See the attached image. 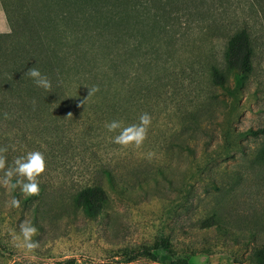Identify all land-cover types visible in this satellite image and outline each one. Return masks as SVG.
I'll return each mask as SVG.
<instances>
[{
  "label": "rangeland",
  "instance_id": "374dc122",
  "mask_svg": "<svg viewBox=\"0 0 264 264\" xmlns=\"http://www.w3.org/2000/svg\"><path fill=\"white\" fill-rule=\"evenodd\" d=\"M2 1L16 34L0 39V64L30 56L54 81L55 71H44L46 52H66L115 77L108 89L121 100L89 103L83 81L87 103H9L17 86L0 82L8 164L38 150L47 165L44 194L30 201L0 186V264H264V0H159L150 8L132 0ZM36 26L45 44L33 41ZM243 30L251 69L242 85L230 77L222 88L212 68L226 71L228 42ZM31 88L32 98L41 97L32 79ZM142 113L152 117L147 140L121 150L105 123L127 126ZM93 185L108 195L106 214L95 219L73 204L79 189ZM12 197L19 208L6 207ZM25 221L38 229L34 252L13 243Z\"/></svg>",
  "mask_w": 264,
  "mask_h": 264
},
{
  "label": "trees",
  "instance_id": "16d2710c",
  "mask_svg": "<svg viewBox=\"0 0 264 264\" xmlns=\"http://www.w3.org/2000/svg\"><path fill=\"white\" fill-rule=\"evenodd\" d=\"M132 1L133 2L137 1L140 5L142 4L144 6H146L145 4L148 2L147 7L150 8L151 6L150 4H154L159 0H132ZM61 2H64V0H61ZM73 2H75V0H73ZM77 3L78 1H76L73 4H77ZM6 15L10 24V32L0 34V39H5V38L11 39L14 38L16 34V28L13 25V22L9 17V15L7 14V12ZM58 28L61 27L59 26ZM35 30L37 35L36 36L33 35V41L35 40L37 43L45 44L46 41L44 40L45 36L42 33V28L39 29V27L36 26ZM103 30H105L107 34L110 33L109 43L115 41L114 38L115 36L111 32H109L108 26L104 27ZM78 34L79 33L76 32L77 38L79 37ZM76 36H74L75 39ZM63 37L66 38V36ZM63 37L58 38L57 40V43L60 46L61 51L64 49V45H65V39ZM48 52H46L47 59L50 57V61L48 62L47 66L44 68V71L45 72H48L50 70L55 71L54 81H51L52 90L51 92L42 90L41 97L39 98L35 97L36 99L32 98L33 97L32 91L34 89L31 88V78H29L25 74L24 76H22L20 69L23 67L26 71L32 66L33 67L35 66L39 69L41 65H45L44 63L41 64L39 63L38 59H34L30 56L22 57L20 55L15 54V55H11L12 57L9 58V61L0 64L1 84L3 83L5 85H10L11 87L17 86V88H12V91L10 92V97L8 98L9 103H16L21 98H26V97L28 98L30 97L31 99L36 100V102L33 103H53L54 100L58 98H60L61 100L62 97H65L61 101L62 103H87L84 94L80 92L82 90H79L84 86L82 85L83 81L86 82L90 86V88L93 87L99 88V91L96 92L94 95H92V99L89 101V103L120 102L121 99H120V95L118 94V90H111L115 88V85L113 83L116 79L115 77H111V76L108 78L104 69L103 71L91 70L89 66L78 63L77 61L79 60H77L76 57L72 59L70 57V54H66V52L54 53L53 55L49 51V49ZM252 55H253V49L251 47V40L249 33L246 30L236 33L229 40L228 46L226 47L225 50L224 64L226 71L220 69L219 67H213L212 68L213 81L222 88H227L228 87L227 81L230 77H232L235 86L242 85L245 77L247 76V74L251 69ZM78 66H80V68ZM83 77L84 79H82ZM18 85L20 86L18 87ZM55 86L56 88L53 89V87ZM96 94L101 96V100L95 99L94 96ZM94 110L96 114H99L102 111V106L96 105L94 106ZM247 132L254 133L252 130H247ZM105 173L112 187H115L113 174L108 171H105ZM40 194L43 195L44 193L40 191ZM30 199L31 197L25 198L26 201H30ZM107 202H108V195L106 191L104 190V188L98 185L84 186L81 189H79L73 197L75 212H81L82 214L92 219L98 218L100 216L102 217L106 214L107 211L105 210L104 206L107 204Z\"/></svg>",
  "mask_w": 264,
  "mask_h": 264
},
{
  "label": "clouds",
  "instance_id": "9594fccd",
  "mask_svg": "<svg viewBox=\"0 0 264 264\" xmlns=\"http://www.w3.org/2000/svg\"><path fill=\"white\" fill-rule=\"evenodd\" d=\"M32 79L36 87L51 92L52 82L48 76L41 73L37 67H31L25 73ZM99 91L98 87L88 89L87 97ZM71 113H69L70 115ZM5 118L7 114H5ZM152 123L149 113H142L139 122L124 125L123 121L113 120L105 123L107 132L114 133L110 137L113 144L119 146L121 150H139L143 147L148 138V132ZM7 147H0V186L7 190H19L24 198L35 197L40 194V178L46 172V159L41 151H29L25 155L16 157L11 164H8ZM155 156L154 152L147 153V158L151 160ZM20 199L12 197L6 202L8 208H19ZM38 229L33 224L25 221L19 225V234L13 235V243L17 248L34 252L40 247L38 240L33 237L37 235Z\"/></svg>",
  "mask_w": 264,
  "mask_h": 264
},
{
  "label": "crops",
  "instance_id": "0c3cea01",
  "mask_svg": "<svg viewBox=\"0 0 264 264\" xmlns=\"http://www.w3.org/2000/svg\"><path fill=\"white\" fill-rule=\"evenodd\" d=\"M8 32H10V24L2 0H0V34H4Z\"/></svg>",
  "mask_w": 264,
  "mask_h": 264
}]
</instances>
